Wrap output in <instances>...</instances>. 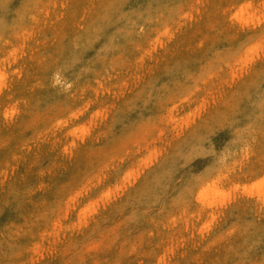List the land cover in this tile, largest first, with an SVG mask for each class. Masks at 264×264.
<instances>
[{"label":"rangeland","instance_id":"1","mask_svg":"<svg viewBox=\"0 0 264 264\" xmlns=\"http://www.w3.org/2000/svg\"><path fill=\"white\" fill-rule=\"evenodd\" d=\"M0 264H264V0H0Z\"/></svg>","mask_w":264,"mask_h":264}]
</instances>
